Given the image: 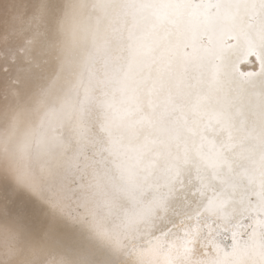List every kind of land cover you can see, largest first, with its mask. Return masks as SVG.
Returning <instances> with one entry per match:
<instances>
[{"label": "snow or ice", "instance_id": "6c2138e0", "mask_svg": "<svg viewBox=\"0 0 264 264\" xmlns=\"http://www.w3.org/2000/svg\"><path fill=\"white\" fill-rule=\"evenodd\" d=\"M0 264H264V0H0Z\"/></svg>", "mask_w": 264, "mask_h": 264}]
</instances>
